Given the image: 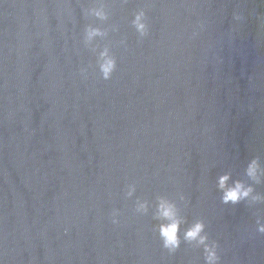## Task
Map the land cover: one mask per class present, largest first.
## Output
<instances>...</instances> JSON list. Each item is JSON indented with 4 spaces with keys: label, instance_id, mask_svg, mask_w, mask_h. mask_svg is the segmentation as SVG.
Segmentation results:
<instances>
[{
    "label": "water",
    "instance_id": "water-1",
    "mask_svg": "<svg viewBox=\"0 0 264 264\" xmlns=\"http://www.w3.org/2000/svg\"><path fill=\"white\" fill-rule=\"evenodd\" d=\"M100 2L0 0V264H204L154 231L156 198L178 193L181 236L201 219L219 264H264V204L216 188L264 163V0H103L105 22L85 14ZM88 24L108 34L86 47Z\"/></svg>",
    "mask_w": 264,
    "mask_h": 264
},
{
    "label": "clouds",
    "instance_id": "clouds-1",
    "mask_svg": "<svg viewBox=\"0 0 264 264\" xmlns=\"http://www.w3.org/2000/svg\"><path fill=\"white\" fill-rule=\"evenodd\" d=\"M85 14L101 22L108 20V12L103 0L98 6L88 9ZM130 23L138 37L143 38L148 35L149 24L144 8H139L134 12ZM112 30H116L115 26ZM107 34V29L88 24L84 28L83 43L86 47L91 46L97 38L104 39ZM92 50L95 51V48ZM96 66L103 80H109L112 77L116 69V59L107 44L99 51ZM84 72L85 70L81 69V73ZM260 185H264V163L261 162L259 156H253L247 161L242 177L233 179L230 173L225 172L216 178V188L221 193L220 203L224 205H237L241 202L264 204V193L257 190V186ZM134 191L135 186L128 185L127 196L131 197ZM184 200L185 197L180 193L177 194L175 199H169L167 196L156 198L153 218L160 221V223L154 226V231L159 237L161 247L169 253H174L183 241L188 245L202 247L204 264H219L218 245L215 241L209 242L203 220H194L184 229L181 236L180 226L184 221L180 215L179 204ZM149 207V202L146 200L137 199L134 202V211L137 214H147ZM111 215L112 223H118V211L113 210ZM256 230L259 233H264V224H260L258 221Z\"/></svg>",
    "mask_w": 264,
    "mask_h": 264
}]
</instances>
